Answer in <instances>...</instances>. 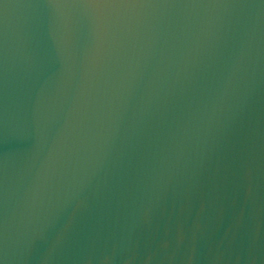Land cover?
Instances as JSON below:
<instances>
[{
  "label": "water",
  "instance_id": "1",
  "mask_svg": "<svg viewBox=\"0 0 264 264\" xmlns=\"http://www.w3.org/2000/svg\"><path fill=\"white\" fill-rule=\"evenodd\" d=\"M0 264H264V0H0Z\"/></svg>",
  "mask_w": 264,
  "mask_h": 264
}]
</instances>
